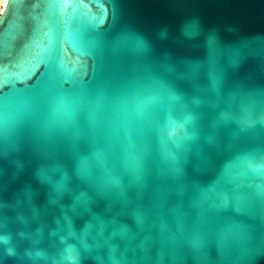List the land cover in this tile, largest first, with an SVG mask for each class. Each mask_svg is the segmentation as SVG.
Returning a JSON list of instances; mask_svg holds the SVG:
<instances>
[{
	"label": "water",
	"instance_id": "95a60500",
	"mask_svg": "<svg viewBox=\"0 0 264 264\" xmlns=\"http://www.w3.org/2000/svg\"><path fill=\"white\" fill-rule=\"evenodd\" d=\"M0 264H264V0H6Z\"/></svg>",
	"mask_w": 264,
	"mask_h": 264
},
{
	"label": "bare ground",
	"instance_id": "6f19581e",
	"mask_svg": "<svg viewBox=\"0 0 264 264\" xmlns=\"http://www.w3.org/2000/svg\"><path fill=\"white\" fill-rule=\"evenodd\" d=\"M5 2H6V0H0V13H1V11H2V8H3L4 5H5Z\"/></svg>",
	"mask_w": 264,
	"mask_h": 264
}]
</instances>
